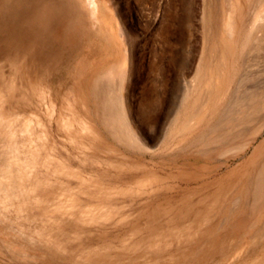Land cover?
I'll use <instances>...</instances> for the list:
<instances>
[{
	"label": "bare ground",
	"instance_id": "bare-ground-1",
	"mask_svg": "<svg viewBox=\"0 0 264 264\" xmlns=\"http://www.w3.org/2000/svg\"><path fill=\"white\" fill-rule=\"evenodd\" d=\"M88 3L95 15L96 1L88 0ZM218 7L221 8L220 17ZM202 19L203 51L194 82L187 87L171 133L177 140L180 135L192 131L199 121L204 123L209 111L213 113L211 119L217 114L215 122L204 129L201 137L192 140L189 136L190 143L199 153L219 160L243 159L235 180L222 184L204 209L191 213V205L173 207L172 204L154 208L144 227L130 229L117 240L99 238L132 215L122 212L114 198L149 192L156 176L148 175L135 185L115 188L97 176L94 168L88 170L86 166L98 162L121 168L131 166L127 151L131 147L152 151V145L132 122L124 97L117 90L119 86L112 81L115 77L108 76L110 71H107L103 78L94 82L89 93L100 126L119 142L120 157H100L104 139L89 119L78 118L72 113L61 115L58 122L68 128L73 138L86 133L93 135L94 140H89V144L79 143L76 157L80 163L74 167L76 164L72 165L55 152L56 146L46 129L41 127L40 119L33 120L32 115L14 108L15 102L25 99L24 88L28 86L22 79L23 65H18L19 62L7 64L6 81L0 82V258L9 260V264H194L197 261L205 264L207 256L215 251L222 253L224 249L227 255L219 262L214 259L217 262L212 264H236L244 247L251 248L253 244L252 248L257 250L256 245L264 241V89H258L264 88V83L243 88L241 100L247 105L241 103L231 123L230 119L223 121L226 104L221 99L228 93L225 80L229 78L232 60L242 59L243 63L248 52L251 54L264 48V0H202ZM119 72L120 75L125 73L122 69ZM241 74L238 82L234 79L239 90L246 80ZM29 84L31 89L39 87L33 80ZM220 100L222 107L217 106ZM259 136L263 137L255 144ZM220 214L222 219L217 222ZM245 226L250 227L248 231L252 234L250 239L247 237L248 240L242 241L244 245L240 246L239 252L238 247H231L233 237L229 235L233 233L224 237L218 235L222 228H236L240 234ZM144 229L147 231L141 233ZM94 235L99 239L93 240L97 237L93 238ZM207 242L209 244L205 246ZM249 263L264 264V249L261 248Z\"/></svg>",
	"mask_w": 264,
	"mask_h": 264
},
{
	"label": "rangeland",
	"instance_id": "rangeland-1",
	"mask_svg": "<svg viewBox=\"0 0 264 264\" xmlns=\"http://www.w3.org/2000/svg\"><path fill=\"white\" fill-rule=\"evenodd\" d=\"M95 1L97 10L93 15L88 0H0V82L6 81L5 65H17L18 62V65H23L22 79L28 87L24 88L25 99L15 102L14 108L28 116L32 115L33 120L40 119L43 124L41 127L46 129L50 141L56 146L55 152L77 167L80 163L76 157L79 155V143L89 144V140H94L93 135L86 133L82 137L73 138L69 135L68 128L58 122V118L72 113L78 118L89 119L100 137L102 136L101 139H104L100 157L119 158V142L100 126L94 100L89 93L94 82L103 78L107 71H110L108 76L118 79L115 81L112 78V81L116 87L119 86L117 90L124 97L131 120L146 136L153 150L131 147L127 155L132 163L124 168L101 162L86 168H94L97 176L115 188L135 185L148 175H155L156 181L150 185L149 192L130 194L132 196L118 195L114 198L122 212H130L132 215L125 224L110 228L108 234L99 235V238L117 240L127 235L130 229L144 227L154 208L169 204L173 207L191 205V213L206 208L208 201L222 184H230L235 180L243 159L231 157L228 161L219 160L199 153L191 145L190 141L201 137L218 117L216 114L215 119H211V111L205 118L207 120L203 119L204 123L199 121L197 126L195 124L192 127V131L180 135L177 140L171 133L174 120L183 106L187 87L194 82L203 51L202 0ZM217 13L220 17V7ZM259 49L263 50L257 48L258 51L254 50L251 54L248 52L243 63L238 58L230 63L229 78L225 80L228 93L221 100L231 107L225 105L223 121H233L238 107L244 103L241 100L244 89L264 83V48ZM118 66L119 69L115 68ZM120 69L125 71L124 75L119 74ZM240 73L246 76L242 90L237 89ZM30 80L36 81L40 89H31ZM258 89L262 91L264 88ZM223 103L221 101L217 106ZM246 105L245 101L244 106ZM198 130L204 131L201 134ZM262 137L259 136L255 144ZM111 145L115 146L111 149ZM251 151L252 148L247 153L250 154ZM249 212L248 210L247 213ZM221 215L217 216V222L222 219ZM154 223L157 224L156 220ZM245 227L240 233L242 236L236 228H231V231L222 228L218 235L224 237L233 233L229 235L233 237L231 247H238L239 252L240 246L244 245L242 241L250 239L252 234L248 231L250 227ZM146 231L144 229L141 233ZM95 236L97 235L93 238ZM99 238L97 236L93 240ZM208 244L209 242L205 246ZM263 244L264 241L261 245L257 244V250L252 248L253 244L251 248L247 246L248 250L244 247L236 264H248L252 257L261 252V248L264 249ZM224 251L226 252L224 249L221 251L224 255L215 251L207 256L205 264L221 260L227 255ZM3 258H0V263H8L9 260ZM1 259L5 261L2 262Z\"/></svg>",
	"mask_w": 264,
	"mask_h": 264
}]
</instances>
